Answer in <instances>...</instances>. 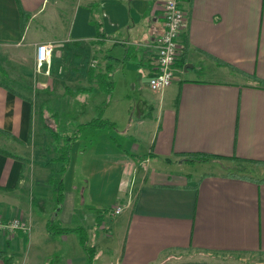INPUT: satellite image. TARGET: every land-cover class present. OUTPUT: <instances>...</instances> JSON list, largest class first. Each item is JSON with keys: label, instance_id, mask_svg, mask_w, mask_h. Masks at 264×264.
Wrapping results in <instances>:
<instances>
[{"label": "crops", "instance_id": "1", "mask_svg": "<svg viewBox=\"0 0 264 264\" xmlns=\"http://www.w3.org/2000/svg\"><path fill=\"white\" fill-rule=\"evenodd\" d=\"M182 7L176 78L154 91L164 0H0V129L13 135L0 131V217L31 226L0 232L15 264L264 253V181L227 174L264 178V0ZM42 43L51 63L38 69ZM95 119L107 123L78 131ZM198 153L225 159L188 157Z\"/></svg>", "mask_w": 264, "mask_h": 264}, {"label": "built area", "instance_id": "2", "mask_svg": "<svg viewBox=\"0 0 264 264\" xmlns=\"http://www.w3.org/2000/svg\"><path fill=\"white\" fill-rule=\"evenodd\" d=\"M183 0H164V33L156 46V73L150 78L149 86L154 91H160L169 85L176 78L175 65L182 53L180 42L181 33L188 26V14L182 7ZM52 48L47 43L37 46L36 63L38 69L44 65L50 66ZM92 66L97 60L92 61ZM50 72L49 69L46 71ZM123 211L122 205H117L109 211L111 217ZM18 230L29 231L30 226L21 219H3L0 217V232H15Z\"/></svg>", "mask_w": 264, "mask_h": 264}, {"label": "trees", "instance_id": "3", "mask_svg": "<svg viewBox=\"0 0 264 264\" xmlns=\"http://www.w3.org/2000/svg\"><path fill=\"white\" fill-rule=\"evenodd\" d=\"M101 22H99L98 24V34L100 35H103V31H102V28H101V25H100ZM105 82L108 83L109 85L112 84V82L110 81V78L111 76L109 75L108 77H105ZM258 79L259 83L264 86V80H261L259 78H256ZM104 123H107L106 120L104 119H95L94 121L90 122L89 124H84V125H80L78 126V131L81 130L83 127H89V126H101L103 125ZM0 131L2 133H4L6 136H9V137H13V135L5 130H1ZM0 152H3L1 149H0ZM7 153V152H5ZM9 154V153H8ZM62 157V158H61ZM189 158H192L190 160H201V161H207V160H222V159H225L221 156H212V155H206V154H192V155H188ZM61 160V162H63L64 160H66L65 158V155L62 154L57 160ZM229 159H233V160H237V161H242L241 158H238V157H232V158H229ZM241 172H243V170L241 168H234V169H229L227 174L229 176H239V177H244V178H248L250 180H255V181H258V182H263L264 181V178H261V179H258V178H253V177H250L246 174H242ZM60 173H63V166L60 170ZM51 183L54 185V199L59 202L61 201L62 199V193H63V183H62V179L60 177H54L52 178L51 180ZM50 226L51 227H58L57 225H55L53 222L50 223ZM58 232H67V231H78L81 235V239H82V242L85 243V241L87 239H85V231L82 229V228H77V229H69V228H58L57 230ZM0 260H3L5 264H15V258H14V255L13 254H9L7 251H4V250H0Z\"/></svg>", "mask_w": 264, "mask_h": 264}, {"label": "rangeland", "instance_id": "4", "mask_svg": "<svg viewBox=\"0 0 264 264\" xmlns=\"http://www.w3.org/2000/svg\"><path fill=\"white\" fill-rule=\"evenodd\" d=\"M88 136L91 137V131L87 132ZM201 161V160H196ZM209 161H216V160H207L201 162H209ZM188 166H192L191 164ZM207 168H200L199 172L205 171ZM29 224V223H28ZM30 226V224H29ZM31 227V226H30ZM187 259H203V260H216L218 261H230V262H237L240 264H264V253L253 252V253H213L212 255L197 253V251H189L188 253H184L182 255L181 260Z\"/></svg>", "mask_w": 264, "mask_h": 264}, {"label": "water", "instance_id": "5", "mask_svg": "<svg viewBox=\"0 0 264 264\" xmlns=\"http://www.w3.org/2000/svg\"><path fill=\"white\" fill-rule=\"evenodd\" d=\"M187 69H188V65L185 66V70H187Z\"/></svg>", "mask_w": 264, "mask_h": 264}]
</instances>
